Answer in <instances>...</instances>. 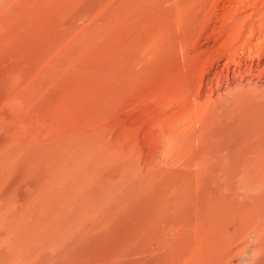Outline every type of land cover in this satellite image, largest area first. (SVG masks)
Wrapping results in <instances>:
<instances>
[{"label": "rangeland", "instance_id": "1", "mask_svg": "<svg viewBox=\"0 0 264 264\" xmlns=\"http://www.w3.org/2000/svg\"><path fill=\"white\" fill-rule=\"evenodd\" d=\"M263 9L0 0V264H264V96L196 87Z\"/></svg>", "mask_w": 264, "mask_h": 264}, {"label": "bare ground", "instance_id": "2", "mask_svg": "<svg viewBox=\"0 0 264 264\" xmlns=\"http://www.w3.org/2000/svg\"><path fill=\"white\" fill-rule=\"evenodd\" d=\"M259 19L263 21V23L262 22L261 23L264 26V9L260 11ZM250 33H251V31H250ZM262 44H264V43H261V45ZM241 46H242L241 56H237L238 52H236V50H232V49H231V51L228 50L229 52L227 54L225 62L220 64L221 68L216 67V65L214 66V63L215 62L217 63V61H218L217 58L216 59L214 58V60L212 58L211 60H213V61L210 64H208L209 63L208 61H207L208 63H205L206 66L208 64V67H207L208 70L205 74L200 75V76H202L201 80L199 78L200 82L196 86V87H198L197 89L199 91L203 88V85H205V84L210 85V84L214 83V86L216 85V87H217L215 89L216 95H217V97L220 98L219 91L220 92L222 91L221 92L222 95L224 94L223 91H225V94H227V91H231V92L232 91H235V92L238 91L239 93H242V94H240V96H241L246 92V90H249L251 88V86L252 87L254 86L253 89L256 91V93H258V95H260V96H264V84H263V86L256 85L258 81H264V62L262 65V59H263L262 52L264 51V48L260 47V49L258 48L259 51L256 50L257 52H254V53L251 51V48H250L249 52H247V54L245 55V51H244L245 48L247 47V49H249L248 48L249 40L246 39V41L241 43ZM238 55H240V54H238ZM244 55L246 57H244ZM203 61H201V62H203ZM205 62H206V60H205ZM202 64H204V62ZM223 82L225 83L224 87H221V86H223L222 85ZM206 85H205V87H206ZM230 85H232V87H229ZM214 88L215 87H213V89ZM205 91L209 92V88H206ZM196 92H198V91H196ZM244 95H246V94H244ZM244 95H243V97H244Z\"/></svg>", "mask_w": 264, "mask_h": 264}]
</instances>
